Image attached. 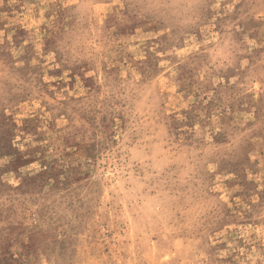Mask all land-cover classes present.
Here are the masks:
<instances>
[{
	"label": "rangeland",
	"instance_id": "obj_1",
	"mask_svg": "<svg viewBox=\"0 0 264 264\" xmlns=\"http://www.w3.org/2000/svg\"><path fill=\"white\" fill-rule=\"evenodd\" d=\"M0 264H264V0H0Z\"/></svg>",
	"mask_w": 264,
	"mask_h": 264
}]
</instances>
